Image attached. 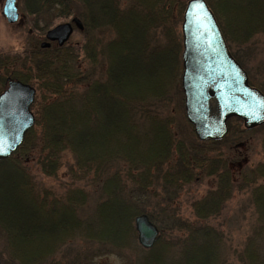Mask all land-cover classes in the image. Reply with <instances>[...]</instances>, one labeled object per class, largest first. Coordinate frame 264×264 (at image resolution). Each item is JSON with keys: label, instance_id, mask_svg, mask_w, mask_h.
Returning <instances> with one entry per match:
<instances>
[{"label": "trees", "instance_id": "1", "mask_svg": "<svg viewBox=\"0 0 264 264\" xmlns=\"http://www.w3.org/2000/svg\"><path fill=\"white\" fill-rule=\"evenodd\" d=\"M20 2L42 32L57 18L78 17L83 44L70 39L41 49L35 39L23 55H0V92L7 79L37 91L34 127L0 160V264H95L96 257L127 249L135 251L134 264H225L226 236L207 221L245 190L256 223L237 258L264 264V162L248 166L233 156L242 133H260L264 150V125L242 130L233 118L227 136L207 141L191 125L184 134L174 128V110L184 101L177 28L187 0ZM207 2L246 69L233 50L264 35V0ZM104 29L113 33L110 39ZM65 152L74 163L58 197L36 179L31 164L54 177ZM207 177L213 187L191 202L193 220L181 216L179 193ZM96 191L93 212L81 218L79 209ZM141 214L159 223L160 237L150 249L137 242L134 220ZM77 240L100 244L98 253L66 248Z\"/></svg>", "mask_w": 264, "mask_h": 264}, {"label": "water", "instance_id": "2", "mask_svg": "<svg viewBox=\"0 0 264 264\" xmlns=\"http://www.w3.org/2000/svg\"><path fill=\"white\" fill-rule=\"evenodd\" d=\"M3 15L10 24L18 21L17 0H5ZM83 30L77 17L46 33L41 48L51 42L64 45L74 31ZM183 40L181 88L184 112L200 141L221 140L228 134V121L239 118L247 130L264 124V94L250 85L247 72L233 57L221 27L205 0H188L181 24ZM36 90L30 84L9 80L0 93V160L9 158L34 127L31 110ZM138 243L150 249L159 239L157 226L148 216H136Z\"/></svg>", "mask_w": 264, "mask_h": 264}, {"label": "rangeland", "instance_id": "3", "mask_svg": "<svg viewBox=\"0 0 264 264\" xmlns=\"http://www.w3.org/2000/svg\"><path fill=\"white\" fill-rule=\"evenodd\" d=\"M20 1L21 0H17L18 12L20 14L19 19L16 23L10 24L3 15V6L5 0H0V55H23L24 51L30 48L29 45L31 40L35 41L36 39L37 41H42L44 39L45 32H42L39 30V28H36L33 16H29L23 12L21 9L22 7H20ZM205 1L207 2V0ZM69 20L70 19L63 20L57 18L54 20L51 27ZM182 21L183 15L177 28V31L181 37ZM43 23L44 22L41 21L39 24H37V26L43 27ZM102 34L105 39H110L113 36V33L109 29H104ZM70 42L73 45L82 46L83 37L80 31L74 30ZM239 49L233 51L237 52L239 57L245 63L244 65L247 70L244 67L243 68L248 74L250 84L264 93V35L255 37L249 44L242 46V48L240 47ZM82 57L83 53L81 52L80 59H82ZM174 116V128L176 131H178L180 134L186 133L190 129V124L187 121L184 113V101L183 107L179 105L178 108L174 110ZM236 125H239L242 130L244 129L242 122L237 123ZM240 139L241 144L238 145L236 150L233 151V156L237 162L241 163L243 160H245L244 165L248 166H254L256 163L264 162V150L261 143L260 133L252 135L242 133V135H240ZM62 161L63 165L61 166L57 175L54 177L45 176L35 162L34 164H31L32 171L35 174L36 179L46 186V188L52 189L58 197L64 194V191L67 188L65 184L71 180L69 168L72 163H74L73 157L69 152H65L63 154ZM262 181L264 182V180ZM76 185L81 187L83 186L82 183H78ZM212 187L213 180L208 177L200 184L191 183L189 186H186V188L181 193H179L178 202L176 204L178 213L183 217L192 219L193 210L191 207V202L204 196L206 192ZM97 193L98 192L96 191L94 194H92V198L87 202V204L79 209V215L81 218L87 219L86 217H88L93 212L94 206L99 199ZM157 193L162 195L161 191H157ZM154 201H156V199L152 197L151 203ZM251 202L250 192L246 190L244 192H237L226 203L222 213L219 216L211 218L207 221V223L210 225L220 229L226 236L227 241L225 240V242L228 248V254L226 253L225 264H240L239 259L237 258V252L244 247L246 241L251 236L256 223V212ZM155 224L157 227H159L158 222H155ZM4 241L5 239L3 238V234L0 231V246L1 244H4ZM73 244L74 248L78 247L80 252L83 253L92 252L96 254L100 248V244L86 240H77L65 245H67L66 248H70L71 250V248H73ZM74 248L71 252L76 254V249L78 248ZM116 252L118 251H112L111 253L107 252L109 254L96 257L95 264H134L136 257L134 250L127 249L125 251H120V254Z\"/></svg>", "mask_w": 264, "mask_h": 264}, {"label": "snow or ice", "instance_id": "4", "mask_svg": "<svg viewBox=\"0 0 264 264\" xmlns=\"http://www.w3.org/2000/svg\"><path fill=\"white\" fill-rule=\"evenodd\" d=\"M0 151H3V149H2V148H0Z\"/></svg>", "mask_w": 264, "mask_h": 264}, {"label": "flooded vegetation", "instance_id": "5", "mask_svg": "<svg viewBox=\"0 0 264 264\" xmlns=\"http://www.w3.org/2000/svg\"><path fill=\"white\" fill-rule=\"evenodd\" d=\"M40 43H41V41H40Z\"/></svg>", "mask_w": 264, "mask_h": 264}]
</instances>
